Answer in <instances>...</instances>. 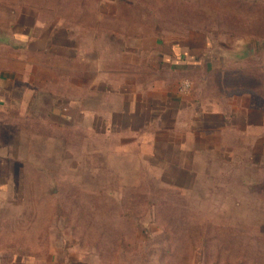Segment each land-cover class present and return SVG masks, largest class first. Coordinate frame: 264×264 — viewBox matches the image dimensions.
Here are the masks:
<instances>
[{
	"label": "rangeland",
	"instance_id": "rangeland-1",
	"mask_svg": "<svg viewBox=\"0 0 264 264\" xmlns=\"http://www.w3.org/2000/svg\"><path fill=\"white\" fill-rule=\"evenodd\" d=\"M31 12L66 29L77 20L162 47L192 43L194 55L218 57L252 41L255 56L236 71L205 76L195 68L186 79L163 71L162 98L169 83L187 80L179 95L201 103L202 92L216 98L225 81L229 91L253 92L264 109V0H0V22H24ZM43 66L35 72L56 86L57 65ZM236 113L213 128L162 111L161 126L109 129L80 127L89 113L83 122L49 116L42 124L2 113L0 253L44 260L70 249L81 263L98 264H264V117L252 115L247 126Z\"/></svg>",
	"mask_w": 264,
	"mask_h": 264
},
{
	"label": "crops",
	"instance_id": "crops-1",
	"mask_svg": "<svg viewBox=\"0 0 264 264\" xmlns=\"http://www.w3.org/2000/svg\"><path fill=\"white\" fill-rule=\"evenodd\" d=\"M118 36L122 41L115 45L114 38ZM143 39L139 36L125 38L110 31L98 33L96 26L83 25L77 20L67 29L60 19L45 24L35 21L34 15L24 22H0V115L14 112L17 117L42 124L49 116L66 123L80 116L83 122L89 113L90 123L80 127L106 129L144 127L147 121L149 126H161L158 115L162 111L178 116L185 112L188 125L194 122L206 128L236 120V112L243 113L242 121L247 126L252 125V115L264 117L263 107L251 101L253 92L248 89L229 91L224 87L225 81L218 83L216 98L208 101L202 92L201 103H188L190 96L179 95L177 81L164 89L168 96L163 99V71L184 74L186 79L195 68L207 74L205 76L211 72L223 74L227 70L236 71L235 64L246 60L232 59L228 52L218 57H210L209 53L194 55L189 52L194 46L192 43L162 47L163 43L156 38ZM236 51L238 48L229 52ZM198 59L199 65L195 62ZM38 62L47 69L51 63L57 65L56 86L47 75L49 71L46 79L43 78L45 71L41 76L35 72ZM207 87L210 88V83ZM242 101L245 104L239 105ZM41 112L46 113L45 118L36 115ZM33 256L21 258L15 252L5 258L0 253V264H98L81 263L80 255L70 249L44 260Z\"/></svg>",
	"mask_w": 264,
	"mask_h": 264
},
{
	"label": "water",
	"instance_id": "water-1",
	"mask_svg": "<svg viewBox=\"0 0 264 264\" xmlns=\"http://www.w3.org/2000/svg\"><path fill=\"white\" fill-rule=\"evenodd\" d=\"M238 51L228 52V56L237 61H244L255 55L254 45L252 41L242 42L237 45Z\"/></svg>",
	"mask_w": 264,
	"mask_h": 264
},
{
	"label": "built area",
	"instance_id": "built-area-1",
	"mask_svg": "<svg viewBox=\"0 0 264 264\" xmlns=\"http://www.w3.org/2000/svg\"><path fill=\"white\" fill-rule=\"evenodd\" d=\"M190 88V83L188 81H183L180 85H179V92L182 94H186L187 91Z\"/></svg>",
	"mask_w": 264,
	"mask_h": 264
},
{
	"label": "trees",
	"instance_id": "trees-1",
	"mask_svg": "<svg viewBox=\"0 0 264 264\" xmlns=\"http://www.w3.org/2000/svg\"><path fill=\"white\" fill-rule=\"evenodd\" d=\"M201 57H203V58H204V57H205V55H203V56H201Z\"/></svg>",
	"mask_w": 264,
	"mask_h": 264
}]
</instances>
